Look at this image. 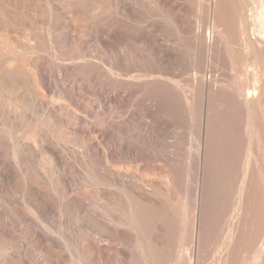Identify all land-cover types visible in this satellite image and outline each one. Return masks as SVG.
<instances>
[{
    "label": "bare ground",
    "instance_id": "6f19581e",
    "mask_svg": "<svg viewBox=\"0 0 264 264\" xmlns=\"http://www.w3.org/2000/svg\"><path fill=\"white\" fill-rule=\"evenodd\" d=\"M0 264H264V0H0Z\"/></svg>",
    "mask_w": 264,
    "mask_h": 264
}]
</instances>
